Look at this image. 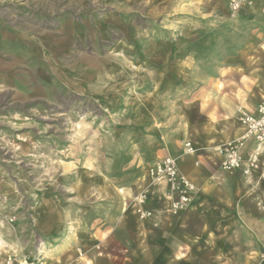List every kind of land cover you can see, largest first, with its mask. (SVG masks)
<instances>
[{
	"label": "rangeland",
	"instance_id": "rangeland-1",
	"mask_svg": "<svg viewBox=\"0 0 264 264\" xmlns=\"http://www.w3.org/2000/svg\"><path fill=\"white\" fill-rule=\"evenodd\" d=\"M260 37L264 0H0V264L136 217L164 142L186 129L193 147L200 105L239 90L229 71ZM258 229L235 237V264H264Z\"/></svg>",
	"mask_w": 264,
	"mask_h": 264
},
{
	"label": "crops",
	"instance_id": "crops-1",
	"mask_svg": "<svg viewBox=\"0 0 264 264\" xmlns=\"http://www.w3.org/2000/svg\"><path fill=\"white\" fill-rule=\"evenodd\" d=\"M259 40L264 43L263 37ZM240 64L238 71H229L238 75L239 90L234 87L227 90L230 87L227 82L231 80H226L224 89L214 92L207 107L200 105L201 123L191 125L194 153H188L184 147L189 141L185 129L183 136L165 141L158 155L160 159L164 156L176 159L180 171L192 182L191 204L172 213L170 205L174 197L169 195L168 184L153 181L147 191L139 192L146 193L143 209L150 212L148 218L141 219L138 204L133 203L134 218L120 211L116 219L87 220L83 228L73 224L72 237L56 243L62 252L45 264L236 263L235 252L241 251V245L235 237L255 234L259 227L264 229V171L259 164L257 169L244 174L251 158L259 155L261 149L257 150L252 140L247 141L242 169L226 172L219 165L216 148L244 134L236 116L239 107L250 113L256 111L264 93V49L253 57L243 56ZM259 157L262 159L263 155ZM249 219H261L262 225ZM255 248L248 245L244 250ZM243 262L247 264L249 260Z\"/></svg>",
	"mask_w": 264,
	"mask_h": 264
},
{
	"label": "built area",
	"instance_id": "built-area-1",
	"mask_svg": "<svg viewBox=\"0 0 264 264\" xmlns=\"http://www.w3.org/2000/svg\"><path fill=\"white\" fill-rule=\"evenodd\" d=\"M259 103L256 107L255 113H250L243 107L237 109V121L244 129L242 137L227 142L226 144L216 148L217 154L220 156V165L224 171H233L242 168L243 147L244 144L252 140L256 144L257 150H260L259 155H263L260 162V166L264 171V93L259 98ZM185 149L188 153L193 152L191 144L187 142ZM254 155L250 160V167L244 170V173H248L251 170L258 168V156ZM157 169L151 171V177L153 181H164L169 186V195L173 198L170 205V211L172 213H178L192 202L191 194L194 191V186L185 175L182 174L177 167L175 160L171 157L163 158L156 164ZM138 202L137 214L141 219H146L150 215V212L143 209L145 206L146 193H139L135 198ZM261 261L264 262V255L261 257Z\"/></svg>",
	"mask_w": 264,
	"mask_h": 264
},
{
	"label": "bare ground",
	"instance_id": "bare-ground-1",
	"mask_svg": "<svg viewBox=\"0 0 264 264\" xmlns=\"http://www.w3.org/2000/svg\"><path fill=\"white\" fill-rule=\"evenodd\" d=\"M152 168H154V169L156 168V169H157V165H153V167H152ZM182 174H183V173H182ZM183 175H184V174H183Z\"/></svg>",
	"mask_w": 264,
	"mask_h": 264
}]
</instances>
